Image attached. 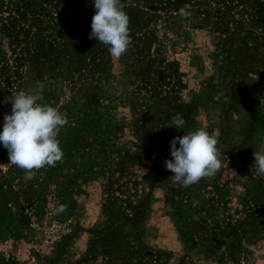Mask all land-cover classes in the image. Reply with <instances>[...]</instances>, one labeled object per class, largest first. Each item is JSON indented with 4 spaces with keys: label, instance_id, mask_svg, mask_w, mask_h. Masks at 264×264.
I'll use <instances>...</instances> for the list:
<instances>
[{
    "label": "rangeland",
    "instance_id": "374dc122",
    "mask_svg": "<svg viewBox=\"0 0 264 264\" xmlns=\"http://www.w3.org/2000/svg\"><path fill=\"white\" fill-rule=\"evenodd\" d=\"M123 1L139 5L135 0ZM167 24V58L176 61L187 86L179 104L189 105L192 115L181 135L200 128L215 132L222 159L214 178L192 185L199 202L211 213L219 233L220 227L243 220L245 212L257 205L263 212L262 237L247 240L238 258L229 253L224 258L206 254L210 230H196L195 242L184 238L171 206L169 185L160 184L171 179L172 173L161 177L154 187L144 179L155 162L141 151L134 124L136 113L151 107L153 101L146 92L138 91L140 83L124 68L131 56L129 47L126 54L113 58L116 71L111 98L103 101L95 116L101 124L97 128L98 158H93L99 163L95 174L77 175L83 163L76 152L66 150V127L72 121L68 116L69 123L58 137L64 157L51 180L52 167H45L26 181L24 171L9 163L8 151L0 144V259L15 264H139L141 259L148 264H264V176L251 171L253 152L264 147V0H201L187 5ZM39 85L43 89L41 102L66 113L79 89L48 78ZM11 111V107L0 110V131L4 115ZM155 132L157 152L170 147V141L178 136L170 128ZM119 156L133 159L123 177L109 173ZM164 161L159 165L165 166ZM61 199L67 210L54 215ZM108 208H121L113 226L119 238L130 243L132 236H139L145 258H126L125 250H106L105 243L93 244L97 230L110 221ZM228 234L226 251L232 252L231 231ZM92 245L97 252L94 256L90 254ZM216 254L221 255L220 251Z\"/></svg>",
    "mask_w": 264,
    "mask_h": 264
},
{
    "label": "trees",
    "instance_id": "16d2710c",
    "mask_svg": "<svg viewBox=\"0 0 264 264\" xmlns=\"http://www.w3.org/2000/svg\"><path fill=\"white\" fill-rule=\"evenodd\" d=\"M197 1L201 0H135L139 5L134 7L121 0L130 18L129 27L133 38L129 50L133 58H126L128 62L124 64V68L140 83L138 91L146 92V96L153 101L151 107L140 109L136 113L134 124L141 151L147 152V156L155 162L144 175L151 187L170 173L159 163L172 158L171 146L164 145L165 148L160 152L154 148L155 131L170 128L173 133L182 136L183 129L177 131L174 127H168L173 117L177 113L181 114L186 121L185 127L192 120L191 111L187 110L189 105L179 104L180 94L187 86L179 74L176 61L167 58L164 45L165 32L169 30L167 22L181 14L187 5H193ZM152 11L162 12V15L153 14ZM94 14V0H0V110L12 108L10 99L21 91H32L46 78L79 86L77 95L66 107L67 116L72 121L65 132L68 135L67 152H76L78 161L83 163L82 170H78L77 175L95 174L99 167V163L93 160L98 158L100 135L97 128L101 126L98 120L95 121V116L103 101L111 98L109 90L116 71L108 46L95 38H89ZM119 157L120 161L112 164L114 168L109 173L123 177L133 159L132 156ZM106 159L111 164V159L107 156ZM57 171V165L52 167L48 180ZM160 184L169 185L171 206L182 224L185 239L195 242L196 230L211 231L210 238H206L204 245L206 254L224 258L229 253L233 258H238L237 254L241 252L239 249L243 248L247 240L262 237L263 212L258 210L257 205L254 204L245 212L243 220H236L235 224L227 222L224 228L220 227L219 233L216 224L211 222V213L199 202L195 187H181L174 184L172 178L164 179ZM63 203L64 200L61 199L60 205ZM120 213L121 208L107 209L110 221L97 230V239L93 244L105 243L106 250H125L126 258H145L139 236L128 234L134 239L131 243L119 238L118 229L113 224ZM189 219L193 221L188 223ZM229 231L235 248L232 252L226 251L229 250ZM218 237L223 240H215ZM123 242L127 244L122 245ZM135 246L138 250H135ZM94 247L92 245L90 249L92 256L97 254ZM218 251L221 255H215ZM150 256L153 258L152 253ZM0 264L15 263L0 259ZM139 264L148 263L141 259Z\"/></svg>",
    "mask_w": 264,
    "mask_h": 264
},
{
    "label": "clouds",
    "instance_id": "9594fccd",
    "mask_svg": "<svg viewBox=\"0 0 264 264\" xmlns=\"http://www.w3.org/2000/svg\"><path fill=\"white\" fill-rule=\"evenodd\" d=\"M95 14L92 18L89 38L108 46L113 58L126 54L133 42L130 18L121 0H94ZM43 89L39 84L32 91H21L10 99L11 114L4 115L0 144L8 151L9 163L24 171V179L30 181L36 172L45 167H55L62 162L64 152L58 139L61 130L68 125L66 112L42 103ZM185 119L179 113L168 127L183 129ZM177 143L179 147H177ZM172 159L164 161L174 184L189 187L216 176L222 167L218 137L200 128L177 136L170 141ZM251 171L264 176V147L253 152ZM67 205L61 204L53 214H61Z\"/></svg>",
    "mask_w": 264,
    "mask_h": 264
}]
</instances>
